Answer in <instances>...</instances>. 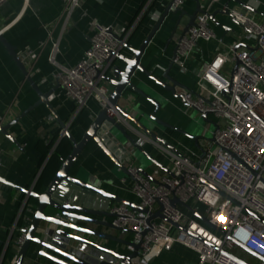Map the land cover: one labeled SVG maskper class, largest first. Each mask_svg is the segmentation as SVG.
I'll list each match as a JSON object with an SVG mask.
<instances>
[{
    "label": "crops",
    "instance_id": "crops-1",
    "mask_svg": "<svg viewBox=\"0 0 264 264\" xmlns=\"http://www.w3.org/2000/svg\"><path fill=\"white\" fill-rule=\"evenodd\" d=\"M148 1L82 0L81 6L72 12L70 20L64 26L61 0H27L25 5L23 0H9L0 6V30L3 38L16 48V52L27 57L25 67L29 71V76L38 88L45 92L51 89L56 82L51 75L54 66L47 61L51 41L58 42L55 60L59 65L65 67L75 65L84 57L94 23L111 25L124 31L133 27L126 40L132 45L138 46L153 25L150 18L152 13L155 10L161 11L169 0H151L147 5ZM198 1L201 9L205 12L223 8L248 9L239 4L243 3L259 18L264 17V0ZM178 7L186 13H191L195 8V1L182 0ZM175 18L176 15H169L167 22L154 35L143 56V65L156 75H159L168 65L173 48L180 38L181 26L187 20L185 15L181 17V23L172 39L166 43ZM215 18L220 24L215 25L210 21V27L213 29L215 37L206 42L199 41L186 60L181 63L175 62L172 66L170 76L180 84L175 88L179 94L192 92L194 95L205 96L206 92L199 90L196 84L202 67L216 53L225 52L230 45L244 44L241 39L243 30L234 24L229 16L216 14ZM23 41L24 44H22ZM248 44L245 43V46ZM139 78L145 86L143 88L147 94L154 95L156 93L165 96L167 103L162 106L157 116L178 130L168 128L158 130L156 127L152 128L151 125L152 131L161 135L180 154L200 151L206 145V139L198 140V148L190 137L199 132L203 134L208 128L204 127L203 131L201 128L198 129L197 126H201L199 115H193L194 110L188 108L182 98L172 97L144 75H140ZM36 99L30 84L25 80L5 46L0 42V122L4 123L15 118L32 105ZM49 100L55 116L50 114L46 106L39 104L10 126L8 132L17 144L0 134V176L14 185L29 188L35 183L41 168V166L38 168L40 155L36 149V142L41 140L47 143L55 136L56 142L61 131L59 121L65 124L70 123V132L74 138L79 140L100 109L95 101L90 100L86 107L77 110L73 102L64 97L59 86L50 95ZM137 109L147 113L152 109V105L141 95L133 94L128 112L141 121L143 115ZM126 132L137 145L161 165L154 164L151 159L128 142L120 145L119 143L124 141V136L114 129L111 138H107L113 146H117L114 156L117 157L121 152L126 153V157L122 160L123 166L126 167L130 162L141 168L146 175H149L154 168L168 173L169 161L154 142L133 126L126 129ZM69 173L84 184L96 186L119 198L138 203L130 190L131 181L128 174L93 142L87 144ZM24 197L21 192L0 182V262L8 244L10 247L6 260L10 264L17 253V249L12 244L17 230L12 227L22 205L25 227L30 222L33 213L32 201L30 199L29 203H25ZM102 203H106V200L102 199ZM114 203L116 202H110L108 208ZM181 209L186 210L184 207ZM111 232L121 238L128 239L124 232ZM106 244L112 248L117 247L121 252H127L123 247H118L109 241ZM36 248L38 247L34 244L30 245L23 264H55L46 258L37 256ZM234 253L248 264H253L255 261L252 255L241 248H235ZM197 259L198 254L195 250L176 242L169 250L159 252L150 260L138 259L134 263L197 264Z\"/></svg>",
    "mask_w": 264,
    "mask_h": 264
},
{
    "label": "built area",
    "instance_id": "built-area-1",
    "mask_svg": "<svg viewBox=\"0 0 264 264\" xmlns=\"http://www.w3.org/2000/svg\"><path fill=\"white\" fill-rule=\"evenodd\" d=\"M7 1L0 0V6ZM81 1L61 0L64 26ZM23 2L27 4V0ZM181 2L174 0L173 7ZM228 12L243 30V46L235 49V44L230 45L202 67L196 84L206 92L205 96L192 92L182 95L184 104L199 116L207 113L219 119L213 121L211 140H206L200 151L188 154L174 153L154 142L169 161L168 173L154 168L149 175H143L137 165H126L130 190L146 212L139 213L120 202L109 208L111 224L120 232L127 230V240L139 245L137 254L141 260H150L176 242L197 252V264H240L236 258H242L234 253L235 248H245L264 259V17L259 18L249 9L228 8ZM132 29L124 31L94 23L84 57L70 67L56 62L58 42L51 41L47 61L54 66L52 78L77 110L90 100L100 109L108 103L110 88L102 77ZM214 37L208 12L198 13L176 42L174 62H183L199 41ZM21 57L25 63L27 57ZM107 114L124 122L112 109ZM172 199H176L174 206ZM22 209L23 205L12 229ZM157 210L199 239L163 219L150 218ZM197 214L217 230L198 219ZM25 228L17 230L13 240L17 250L25 239ZM125 249L132 252L133 247L127 245Z\"/></svg>",
    "mask_w": 264,
    "mask_h": 264
},
{
    "label": "water",
    "instance_id": "water-1",
    "mask_svg": "<svg viewBox=\"0 0 264 264\" xmlns=\"http://www.w3.org/2000/svg\"><path fill=\"white\" fill-rule=\"evenodd\" d=\"M173 1L174 0H169L161 11L155 10L152 13L150 18L153 21V25L138 46H134L126 40L121 49L110 59L102 77L104 83L110 88L108 103L104 108L99 109L86 130L82 133L80 139L77 140L74 138L73 134L70 132V123L65 124L59 121L61 131L47 157L52 153L55 144L62 136H66L70 140L71 150L62 160L59 168L51 178L45 190L43 192H36L33 190V185L29 188H23L8 182L0 176L1 183L14 188L25 196V203H29V200L31 199L33 207L30 222L28 226L23 229L25 239L21 247L17 250L12 264H23L26 253L31 244L38 247L36 248L37 256L46 258L55 264H135L134 261L139 259L137 254V250L139 249L138 244H132L126 238H121L111 232L118 231V229L111 224L110 218L112 217V214L109 212L108 207L109 203L113 201L123 203L139 213H145L146 209L140 207L134 202L119 198L110 192L97 188L96 186L84 184L75 176L71 175L69 171L87 144L93 142L106 156L127 173L126 167L122 165V160L126 157V153L121 152L117 157L114 156V153L117 151V146H113L107 138H111V133L114 129H117L124 136V141H121L119 143L120 145H124L128 142L139 152L151 159L154 164L158 166L161 165L157 160L151 158V156L137 145L127 134L126 129L130 126L141 131V133L152 142H155L174 153H178L176 149L161 137V135L152 131L153 129L150 127L152 125V128L156 127L158 130H164L165 128L177 130L157 116V113L162 106L167 103V99L165 96L154 92V95L147 94L143 88L145 86L140 82L141 80L139 78L140 75H144L147 79L152 81L172 97L182 98V94L177 93L175 90L176 86H180V84L175 78L170 76L172 66L175 64L174 58L176 56V46L173 48L168 65L159 75L147 70L142 63L148 45L154 35L158 33L167 22L170 14L176 15V18L166 43L172 39L177 27L181 23V17L183 15L187 17V20L181 26L179 37H181L187 31L188 27L193 24L198 13L205 12L201 9L198 0H194L195 8L191 13L184 12L178 6L173 7ZM239 4L251 10L245 4ZM216 14L229 16L228 8L215 9L208 12L209 20L215 25H220L215 18ZM0 42L5 46L9 55L15 62L16 66L20 69L25 80L30 84L37 97L36 101L23 110L21 114L7 122H0V134L14 144H17L13 136L8 132V129L29 110L39 104H43L46 106L50 114L55 116L49 97L53 91L58 88V83L55 82L51 89L42 92L29 76V71L25 67L21 55L16 52L14 46L10 45L3 38L1 30ZM242 46L243 44H238L234 48L237 49ZM133 94L141 95L152 105V109L147 113L141 112L137 109L139 113L143 115L141 121H138L136 117L128 112ZM109 109L114 110L124 122L119 121L115 116H108L107 111ZM199 119L202 127L204 124L211 125V127L215 126V123L208 117L207 113L201 114ZM190 137L192 138L194 145L198 148V140L200 138L206 139L207 141L211 140V134L206 138L204 133L201 134L200 132ZM122 151L125 150L122 149ZM43 165L44 163L41 165L39 171H41ZM139 171L143 175H146L141 168H139ZM102 199H105L106 203H102ZM170 203L174 206L176 199H172ZM154 217H158L171 223L160 214L159 210L151 214L150 218ZM196 217L217 230V228L211 225L203 216L197 214ZM171 224L184 230L193 238L199 239L191 232L186 231L185 228L179 224ZM123 232L125 233L127 230H123ZM108 241L116 244L118 247H123L124 249L125 246L132 245L133 250L132 252H121L117 247L112 248L108 246L106 244ZM243 249L256 257V259L264 261L261 257L254 255L245 248ZM236 259L240 264H248L242 259Z\"/></svg>",
    "mask_w": 264,
    "mask_h": 264
},
{
    "label": "trees",
    "instance_id": "trees-1",
    "mask_svg": "<svg viewBox=\"0 0 264 264\" xmlns=\"http://www.w3.org/2000/svg\"><path fill=\"white\" fill-rule=\"evenodd\" d=\"M24 44V41L22 42ZM55 137H53L49 142L45 143L41 140L36 142V149L39 152V161L38 168L44 163L40 173L38 174L35 183L33 184V190L36 192H43L50 182L51 178L59 168L62 160L68 155L71 150V142L66 136H62L58 142L55 144V147L52 153L47 157L50 149L54 145ZM45 161V162H44ZM24 209L21 211L19 218L16 221L15 229L21 230L24 224ZM18 235V231H16L15 237ZM13 237V239L15 238ZM12 239V240H13ZM10 245L8 244L6 251L2 257L0 264H10L8 260H6L7 253L9 252Z\"/></svg>",
    "mask_w": 264,
    "mask_h": 264
},
{
    "label": "rangeland",
    "instance_id": "rangeland-1",
    "mask_svg": "<svg viewBox=\"0 0 264 264\" xmlns=\"http://www.w3.org/2000/svg\"><path fill=\"white\" fill-rule=\"evenodd\" d=\"M196 114V112L194 111V114L193 115H195ZM209 118L210 119H212L213 121H219V119H217V118H215V117H213V116H209ZM201 126H202V124H201ZM201 126H197V127H199L198 129H202V131H203V128L204 127H208V128H206L205 129V131H204V136L206 137V138H208V136H209V134H210V132L213 130V126L211 127V125H207V124H204V126L203 127H201ZM211 127V128H210ZM253 264H260L259 263V260H257V259H255V261L253 262Z\"/></svg>",
    "mask_w": 264,
    "mask_h": 264
}]
</instances>
